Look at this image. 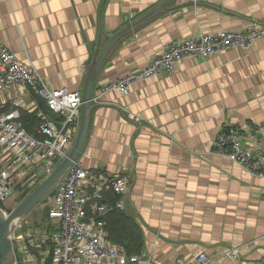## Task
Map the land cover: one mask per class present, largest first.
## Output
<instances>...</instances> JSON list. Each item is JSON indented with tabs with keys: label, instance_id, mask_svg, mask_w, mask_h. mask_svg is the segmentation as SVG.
<instances>
[{
	"label": "crops",
	"instance_id": "1",
	"mask_svg": "<svg viewBox=\"0 0 264 264\" xmlns=\"http://www.w3.org/2000/svg\"><path fill=\"white\" fill-rule=\"evenodd\" d=\"M165 1L0 0V37L48 88L81 95L95 47L99 54L115 33ZM253 22L264 25V0H177L118 40L104 60L77 158L89 172L128 174L121 211L138 238L132 254L144 251L154 264L194 263L201 253L205 264H264V177L211 146L228 125L264 120V35L247 49L187 58L170 75L93 100L99 85L137 71L168 41ZM244 131L242 144L252 148L255 134ZM231 248L237 259L226 255Z\"/></svg>",
	"mask_w": 264,
	"mask_h": 264
},
{
	"label": "built area",
	"instance_id": "2",
	"mask_svg": "<svg viewBox=\"0 0 264 264\" xmlns=\"http://www.w3.org/2000/svg\"><path fill=\"white\" fill-rule=\"evenodd\" d=\"M263 35L264 25L253 22L244 29L168 41L137 71L99 85L93 100L112 91L125 94L141 80L170 75L187 58L202 59L230 47L247 49ZM39 99L60 118L59 125L40 108ZM81 104L78 91L48 88L34 65L18 59L0 37V209L5 214L9 212L5 201L26 195L67 156L80 125ZM21 110L39 119L33 133L22 127ZM245 129L255 134L252 148L242 144ZM211 146L215 154L264 177V120L244 127L228 125L214 134ZM128 191V174L89 172L76 158L35 206L48 211V221L41 227H31L24 217L14 221L10 238L15 264L43 263L49 253L44 249L47 242L52 244V264H154L146 252L128 255L123 246L107 239L103 218L111 208L102 202L103 195L112 192L119 197L115 208L123 210L122 197ZM226 255L237 259L238 251L231 248ZM208 261L201 253L188 264Z\"/></svg>",
	"mask_w": 264,
	"mask_h": 264
},
{
	"label": "water",
	"instance_id": "3",
	"mask_svg": "<svg viewBox=\"0 0 264 264\" xmlns=\"http://www.w3.org/2000/svg\"><path fill=\"white\" fill-rule=\"evenodd\" d=\"M177 0H166L162 4L158 5L150 12H148L143 17L139 18L135 22L131 23L124 29L115 33L109 41L106 43L104 48L99 54H97L98 46L95 47V54L89 64L85 83L81 93V117L80 125L78 128L77 135L75 140L70 148L67 156L62 159L53 171L48 174L42 181L30 192L28 193L22 201L17 204L12 210L5 214L2 209H0V264H15L16 258L13 250L10 234L14 228V221L23 218L35 206L38 202L55 186V184L60 180L65 171L68 169L70 164L78 157L85 137L88 130L90 113L93 108L91 105V93L93 88V83L95 78L104 62L107 58V55L114 44L123 38L124 36L132 33L137 28L148 22L150 19L156 15L167 11L169 6L176 2ZM94 45L91 44L90 48H93Z\"/></svg>",
	"mask_w": 264,
	"mask_h": 264
},
{
	"label": "trees",
	"instance_id": "4",
	"mask_svg": "<svg viewBox=\"0 0 264 264\" xmlns=\"http://www.w3.org/2000/svg\"><path fill=\"white\" fill-rule=\"evenodd\" d=\"M45 104V102H44ZM40 108L48 115V107L39 102ZM51 111V110H49ZM52 112V111H51ZM53 113V112H52ZM56 115V114H55ZM60 121V118H56ZM54 120L57 122V120ZM39 119L34 113H28L26 111H20V122L22 127L29 133H33ZM107 195V196H106ZM103 196L106 198L102 199V202L109 206L111 209L106 213L103 220L105 222V231L107 234V239L115 244L121 245L125 248L128 255H132L131 245L138 244V238L134 234L133 223L126 217L123 212L115 208V202L119 197L114 195L112 192H105ZM107 199L112 200L111 204L107 203ZM10 211V210H8ZM33 216L35 220L32 222V227H41L44 223L48 221V211L35 209ZM44 249L48 250V256L45 258L43 263L40 264H52L51 254H52V244L47 242L44 245ZM136 254V253H134Z\"/></svg>",
	"mask_w": 264,
	"mask_h": 264
},
{
	"label": "rangeland",
	"instance_id": "5",
	"mask_svg": "<svg viewBox=\"0 0 264 264\" xmlns=\"http://www.w3.org/2000/svg\"><path fill=\"white\" fill-rule=\"evenodd\" d=\"M34 189V188H33ZM33 189L29 190L28 193H30ZM27 193V194H28ZM26 194V195H27ZM24 195L23 197H19L16 199V201L14 200H7L3 203V207L7 210H12L17 204H19L22 199L26 196ZM35 211V208L31 210V212H29L26 216H24V220L27 221L28 223H30V226L32 227V222L35 220V217L33 216V213Z\"/></svg>",
	"mask_w": 264,
	"mask_h": 264
}]
</instances>
